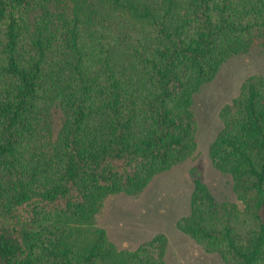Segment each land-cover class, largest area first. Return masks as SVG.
<instances>
[{
  "label": "trees",
  "instance_id": "obj_1",
  "mask_svg": "<svg viewBox=\"0 0 264 264\" xmlns=\"http://www.w3.org/2000/svg\"><path fill=\"white\" fill-rule=\"evenodd\" d=\"M255 44L264 0H0V264H166L164 233L119 248L97 215L196 152L195 95ZM220 116L210 158L239 202L195 178L177 226L264 264V77Z\"/></svg>",
  "mask_w": 264,
  "mask_h": 264
},
{
  "label": "rangeland",
  "instance_id": "obj_2",
  "mask_svg": "<svg viewBox=\"0 0 264 264\" xmlns=\"http://www.w3.org/2000/svg\"><path fill=\"white\" fill-rule=\"evenodd\" d=\"M264 77V46L255 44L246 53L230 57L216 77L194 97L198 121L196 152L187 160L155 176L136 194H112L97 215V224L119 248L135 249L156 234L168 237L166 264H226L216 251H206L177 226L190 213L194 179H204L219 201H236L232 177L214 167L210 145L223 127L221 108L240 91L243 81L253 75ZM55 132L61 112L55 113Z\"/></svg>",
  "mask_w": 264,
  "mask_h": 264
}]
</instances>
